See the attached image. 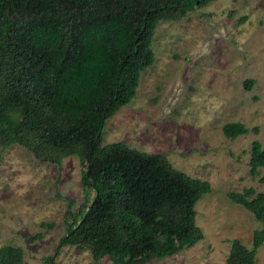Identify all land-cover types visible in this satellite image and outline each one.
I'll return each instance as SVG.
<instances>
[{
    "label": "trees",
    "instance_id": "1",
    "mask_svg": "<svg viewBox=\"0 0 264 264\" xmlns=\"http://www.w3.org/2000/svg\"><path fill=\"white\" fill-rule=\"evenodd\" d=\"M208 1L0 0V146L18 143L56 164L75 155L81 184L92 189L78 216L66 211L65 231L44 264H53L68 244L88 248L95 260L110 255L117 264H145L202 237L194 204L210 190L209 181L174 167L163 153L103 143L102 129L152 63L156 22ZM252 81L246 78L244 87ZM221 130L233 138L247 127L226 121ZM248 166L252 174L264 166V144L256 139ZM258 180L264 182V174ZM227 195L260 225L250 247L230 239L222 264H254L264 240V190ZM21 258L19 245H0V264Z\"/></svg>",
    "mask_w": 264,
    "mask_h": 264
},
{
    "label": "rangeland",
    "instance_id": "2",
    "mask_svg": "<svg viewBox=\"0 0 264 264\" xmlns=\"http://www.w3.org/2000/svg\"><path fill=\"white\" fill-rule=\"evenodd\" d=\"M151 49L152 63L140 71L130 100L106 119L102 142L163 153L174 167L209 181L194 204L202 237L145 264H222L230 239L250 247L260 225L227 193L264 190L258 180L264 166L256 174L248 166L250 142L264 144V0H210L158 20ZM246 78L253 80L248 89ZM226 121H240L247 131L226 137ZM80 174L75 155L56 164L18 143L0 146V245H19L20 264H44L65 231L66 211L78 216L87 205L92 189L82 186ZM53 264L117 263L68 244ZM254 264H264V240Z\"/></svg>",
    "mask_w": 264,
    "mask_h": 264
}]
</instances>
